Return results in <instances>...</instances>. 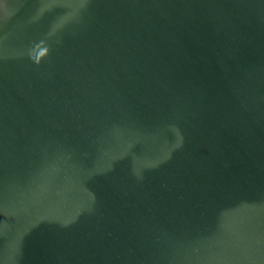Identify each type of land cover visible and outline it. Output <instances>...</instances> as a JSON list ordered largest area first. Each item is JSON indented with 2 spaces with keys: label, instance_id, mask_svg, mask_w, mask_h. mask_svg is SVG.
I'll return each instance as SVG.
<instances>
[{
  "label": "water",
  "instance_id": "1",
  "mask_svg": "<svg viewBox=\"0 0 264 264\" xmlns=\"http://www.w3.org/2000/svg\"><path fill=\"white\" fill-rule=\"evenodd\" d=\"M0 264H264V0H0Z\"/></svg>",
  "mask_w": 264,
  "mask_h": 264
}]
</instances>
